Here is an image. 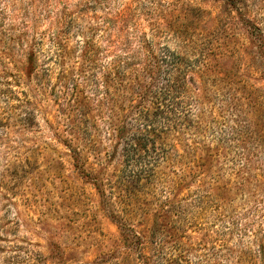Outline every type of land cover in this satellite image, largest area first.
<instances>
[{"label":"rangeland","instance_id":"374dc122","mask_svg":"<svg viewBox=\"0 0 264 264\" xmlns=\"http://www.w3.org/2000/svg\"><path fill=\"white\" fill-rule=\"evenodd\" d=\"M248 20L264 31V0H0V264H264V54ZM142 34L197 61L195 127L157 175H81L68 145L99 165L60 74L90 96Z\"/></svg>","mask_w":264,"mask_h":264},{"label":"trees","instance_id":"16d2710c","mask_svg":"<svg viewBox=\"0 0 264 264\" xmlns=\"http://www.w3.org/2000/svg\"><path fill=\"white\" fill-rule=\"evenodd\" d=\"M131 11L127 7L118 16L123 28ZM247 22L263 42L264 54V31L251 20ZM137 39L134 48L132 39L122 38L120 51L102 69L103 81L93 85L90 96L72 83L75 69H63L60 74L58 87L64 88L65 95L71 93L67 105L72 117L79 119L75 124L79 142L86 141V147L94 150L99 165L89 163L80 146L68 145L81 175H105L111 167L112 175H157L161 166L177 163L172 155L175 142L182 132L195 127L189 94L198 86L197 61L169 46L157 47L147 34ZM86 55L91 64L96 63L94 46H89ZM35 64L32 53L27 77L35 74ZM95 185L105 197L98 179Z\"/></svg>","mask_w":264,"mask_h":264}]
</instances>
